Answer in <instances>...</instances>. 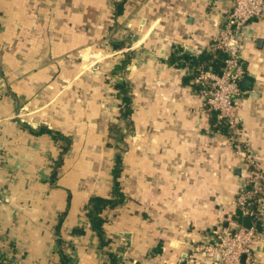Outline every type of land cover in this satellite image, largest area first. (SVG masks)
Here are the masks:
<instances>
[{
  "label": "crops",
  "instance_id": "0c3cea01",
  "mask_svg": "<svg viewBox=\"0 0 264 264\" xmlns=\"http://www.w3.org/2000/svg\"><path fill=\"white\" fill-rule=\"evenodd\" d=\"M120 1L0 0L3 264H58L61 251L74 264H108L104 251L198 264L213 229L252 223L236 205L252 167L212 122L192 62L217 49L234 0H126L116 14ZM240 41L253 86L242 79L237 122L264 177V15ZM116 179L124 198L101 214L103 246L87 208L112 198ZM244 264H264V240Z\"/></svg>",
  "mask_w": 264,
  "mask_h": 264
},
{
  "label": "built area",
  "instance_id": "2783aa9c",
  "mask_svg": "<svg viewBox=\"0 0 264 264\" xmlns=\"http://www.w3.org/2000/svg\"><path fill=\"white\" fill-rule=\"evenodd\" d=\"M264 15V0H234L224 25L215 39V46L223 53L220 71L204 70L194 77L208 113H214L216 123L229 131L235 152L243 156L252 167L251 188H242L236 197V205L242 215L251 216L252 223L236 227H219L195 249L196 256L206 259L198 264H243L253 258L254 245L264 240L258 227L264 215V177L257 159L246 151L242 141V128L237 122L239 98L244 91L241 81L246 75L241 60V36L243 27ZM260 205L257 210L253 208ZM3 258V259H2ZM0 261L4 262V257ZM209 259V260H208Z\"/></svg>",
  "mask_w": 264,
  "mask_h": 264
},
{
  "label": "trees",
  "instance_id": "16d2710c",
  "mask_svg": "<svg viewBox=\"0 0 264 264\" xmlns=\"http://www.w3.org/2000/svg\"><path fill=\"white\" fill-rule=\"evenodd\" d=\"M126 0H122L119 3H117L116 7V14L121 13V10L123 9L124 3ZM223 53L221 50L216 49L215 51H212L211 53H206L195 59L193 62V67L195 70V74L198 75L200 72L204 70H213V71H220V69L223 66L222 61ZM195 75V76H196ZM116 88L119 90L121 97V116H129L132 109H131V96H130V88L126 86L124 83H117ZM216 118L214 117L212 122L216 121ZM220 125V124H219ZM217 124V126H219ZM224 127V126H221ZM220 128V126L218 127ZM229 133V131H228ZM116 178L119 176V170L116 168L115 171ZM112 198H102V197H94L90 201L89 207L87 208V215L90 218L92 228L93 230L100 236V239L102 241V245L108 244V239H105L103 236V222H104V215L101 214L105 209H112L116 208L119 204L122 203L124 195L121 191L120 183L116 179L114 182V192H113ZM255 208V206L253 207ZM251 217V216H250ZM261 230V229H260ZM77 231V230H76ZM82 231H78V233H81ZM61 258L58 264H74L70 257L67 256L62 251L60 252ZM109 262L108 264H121V256L117 252H109ZM0 264H3L2 261H0Z\"/></svg>",
  "mask_w": 264,
  "mask_h": 264
},
{
  "label": "water",
  "instance_id": "95a60500",
  "mask_svg": "<svg viewBox=\"0 0 264 264\" xmlns=\"http://www.w3.org/2000/svg\"><path fill=\"white\" fill-rule=\"evenodd\" d=\"M243 83L246 85H243L244 90L246 91H252V86H253V77L249 75H245L243 78ZM245 261V255L242 256V263L244 264Z\"/></svg>",
  "mask_w": 264,
  "mask_h": 264
},
{
  "label": "rangeland",
  "instance_id": "374dc122",
  "mask_svg": "<svg viewBox=\"0 0 264 264\" xmlns=\"http://www.w3.org/2000/svg\"><path fill=\"white\" fill-rule=\"evenodd\" d=\"M28 112V111H27ZM17 116H19V114H17ZM25 117V116H24ZM246 151H249V148H248V146H246L245 145V148H244ZM122 204V203H121ZM119 206V205H118ZM56 232V231H55ZM54 235H56V234H54ZM55 238V237H54ZM56 244L57 245H62L63 246V248H64V246L66 245V243H65V241H63L62 242V238L58 235V236H56ZM62 248V249H63ZM64 249H66V248H64ZM117 253H118V251H116ZM104 253L106 254V257H107V259H108V261H109V255H108V253H109V251H104Z\"/></svg>",
  "mask_w": 264,
  "mask_h": 264
}]
</instances>
